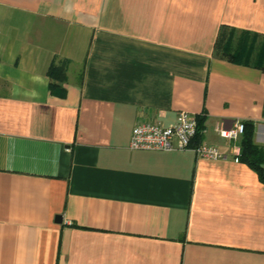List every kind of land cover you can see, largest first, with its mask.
I'll list each match as a JSON object with an SVG mask.
<instances>
[{"label": "crops", "instance_id": "crops-1", "mask_svg": "<svg viewBox=\"0 0 264 264\" xmlns=\"http://www.w3.org/2000/svg\"><path fill=\"white\" fill-rule=\"evenodd\" d=\"M180 111L226 159L128 147ZM235 120L264 149V0H0V264H264Z\"/></svg>", "mask_w": 264, "mask_h": 264}, {"label": "built area", "instance_id": "built-area-1", "mask_svg": "<svg viewBox=\"0 0 264 264\" xmlns=\"http://www.w3.org/2000/svg\"><path fill=\"white\" fill-rule=\"evenodd\" d=\"M198 115L180 111L171 126L160 123L142 122L136 124L132 130L128 147L131 150L147 151H192L197 157L206 160H224L225 153L216 146L195 142ZM217 135L229 141L235 162H238L240 147L235 143L244 132V122L235 120L228 127L217 126Z\"/></svg>", "mask_w": 264, "mask_h": 264}, {"label": "trees", "instance_id": "trees-1", "mask_svg": "<svg viewBox=\"0 0 264 264\" xmlns=\"http://www.w3.org/2000/svg\"><path fill=\"white\" fill-rule=\"evenodd\" d=\"M222 40L223 37L220 35L218 38L216 45L214 47V54L218 56H226V57H231V53L226 51L225 48H223L222 45ZM221 47H220V46ZM222 48L221 51H223L222 54H216L217 49L219 50ZM52 73V69L50 70V74ZM202 118L201 116H198V126H197V133L195 136V142H199L201 139V132L203 130V125H202ZM253 128L250 124L244 122V132L241 136V141L239 144L240 147V155H239V160L240 162L246 163L250 168H252L258 176V179L264 183V149L256 146L253 143Z\"/></svg>", "mask_w": 264, "mask_h": 264}, {"label": "rangeland", "instance_id": "rangeland-1", "mask_svg": "<svg viewBox=\"0 0 264 264\" xmlns=\"http://www.w3.org/2000/svg\"><path fill=\"white\" fill-rule=\"evenodd\" d=\"M255 41H257V39H253V42L255 43ZM258 43H259V41H258ZM220 46V45H219ZM221 46H223V48H224V44H222ZM220 46V47H221ZM222 50V48H220L219 50L217 49V53L216 54H222L223 53V51H221Z\"/></svg>", "mask_w": 264, "mask_h": 264}, {"label": "water", "instance_id": "water-1", "mask_svg": "<svg viewBox=\"0 0 264 264\" xmlns=\"http://www.w3.org/2000/svg\"><path fill=\"white\" fill-rule=\"evenodd\" d=\"M57 220H58V222H61L62 218L61 217H58Z\"/></svg>", "mask_w": 264, "mask_h": 264}]
</instances>
